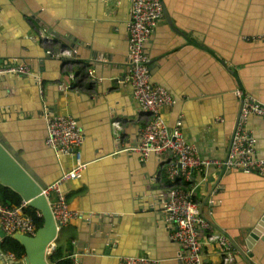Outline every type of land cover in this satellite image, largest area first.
<instances>
[{
  "label": "crops",
  "instance_id": "obj_1",
  "mask_svg": "<svg viewBox=\"0 0 264 264\" xmlns=\"http://www.w3.org/2000/svg\"><path fill=\"white\" fill-rule=\"evenodd\" d=\"M160 1L165 16L144 53L152 84L173 100L162 116L169 126L180 118L204 158L224 159L243 97L264 105V0ZM129 8V0H0V67L30 69L16 76L18 87L0 90V141L47 186L75 160L45 144L44 116H71L84 134L80 151L90 163L80 181L63 188L80 217L59 227L53 241L75 264H118L119 255L181 264L161 208L172 185L165 166L155 155L141 162L117 152L145 122L120 78ZM68 49L76 53L65 57ZM246 130L264 158V121L249 116ZM178 184L192 190L211 227L203 241L221 233L235 244L232 264H264V243L246 244L264 214V176L210 167ZM202 254L203 264H222L216 243L203 244Z\"/></svg>",
  "mask_w": 264,
  "mask_h": 264
},
{
  "label": "built area",
  "instance_id": "obj_2",
  "mask_svg": "<svg viewBox=\"0 0 264 264\" xmlns=\"http://www.w3.org/2000/svg\"><path fill=\"white\" fill-rule=\"evenodd\" d=\"M129 4V18L125 25L129 43L125 65L129 68L121 83L128 86L137 111L145 117V122L137 129L134 142L123 145L117 152L137 155L141 162L155 155L159 163L165 166L172 185L166 201L162 203V210L170 239L182 250L179 258L181 264H203L202 245L207 243H216L220 247L222 264H232L236 253L232 241L221 233L204 234V241L201 239L202 234L211 227L203 218L199 202L193 198L192 190H185L178 182H190L194 173L197 175L210 167H223L264 176V158L255 155L254 139L246 130L249 116H256L264 121V105L250 97H243L225 158H204L196 145L186 139L180 118L173 126L167 125L162 116V108L172 105L173 100L165 88L152 84L144 47L164 17L163 4L160 0H129ZM43 39L46 43L50 42L48 37ZM75 53L74 49H68L63 55L71 57ZM29 73L30 69L23 64L0 67V76H21ZM234 94L241 96L237 90ZM44 118L45 144L63 156H73L75 160L70 169L61 173L43 190L59 229L80 217V212L68 205L63 188L80 181L90 162L82 158L80 148L84 134L73 117L46 114ZM112 126L115 131L119 129L117 121H113ZM26 207L27 204L23 201L16 207L0 205V230L5 236L13 233L27 236L35 234L37 228L32 217L25 213ZM53 250L54 242L48 246L47 253L50 255ZM6 256L17 260L12 254ZM70 259L75 262V255ZM116 259L118 264L158 263L157 259L142 256L119 255Z\"/></svg>",
  "mask_w": 264,
  "mask_h": 264
},
{
  "label": "water",
  "instance_id": "obj_3",
  "mask_svg": "<svg viewBox=\"0 0 264 264\" xmlns=\"http://www.w3.org/2000/svg\"><path fill=\"white\" fill-rule=\"evenodd\" d=\"M124 68V72L120 75V78L124 77L129 67L128 65H124ZM19 79L20 77L12 75H1L0 90H5V87L11 89L13 87H18ZM34 83L32 82V84ZM4 92L5 93L1 91V95L5 96L6 91ZM8 93L15 92L9 91ZM0 185L18 194L21 201L25 202L31 209L38 211L39 217L42 219L41 226L36 230L33 236L20 233H13L10 235L12 239L23 247L24 256L19 260H7L0 253V264H50L48 258L52 253L50 255L47 253L48 246L56 240L59 229L53 218L49 202L43 193V190L47 186L39 179L22 157L18 156L13 150H9L5 147L1 141ZM163 198L165 200L167 199L166 196ZM103 236L107 238L108 234H104ZM256 240H260L264 243V214L247 234V248L249 249Z\"/></svg>",
  "mask_w": 264,
  "mask_h": 264
},
{
  "label": "trees",
  "instance_id": "obj_4",
  "mask_svg": "<svg viewBox=\"0 0 264 264\" xmlns=\"http://www.w3.org/2000/svg\"><path fill=\"white\" fill-rule=\"evenodd\" d=\"M21 202V198L18 194L12 192L11 190L0 185V205H6L11 207H16ZM25 213L32 217L36 228L38 229L42 224L41 217H38V211L26 207ZM207 233V232H205ZM0 250L3 254H12L17 260L24 256L23 247L10 236L3 237L0 242ZM48 261L50 264H75L69 256H64L62 249L56 248L52 254L49 256Z\"/></svg>",
  "mask_w": 264,
  "mask_h": 264
},
{
  "label": "bare ground",
  "instance_id": "obj_5",
  "mask_svg": "<svg viewBox=\"0 0 264 264\" xmlns=\"http://www.w3.org/2000/svg\"><path fill=\"white\" fill-rule=\"evenodd\" d=\"M240 114V113H239Z\"/></svg>",
  "mask_w": 264,
  "mask_h": 264
}]
</instances>
